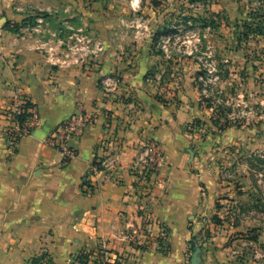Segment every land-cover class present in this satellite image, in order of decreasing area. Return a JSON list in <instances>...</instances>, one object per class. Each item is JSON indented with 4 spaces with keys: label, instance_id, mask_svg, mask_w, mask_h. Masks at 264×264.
Returning <instances> with one entry per match:
<instances>
[{
    "label": "crops",
    "instance_id": "crops-1",
    "mask_svg": "<svg viewBox=\"0 0 264 264\" xmlns=\"http://www.w3.org/2000/svg\"><path fill=\"white\" fill-rule=\"evenodd\" d=\"M75 3L0 0V264L43 256L47 264H74L82 251L95 250L104 240L122 264H187L194 223L217 213L218 201L197 170L203 155L199 159L195 152V129L189 127L205 116L197 67L182 62L177 75L173 67L164 69L152 44L160 16L151 13L152 31L140 33L130 15L115 12L106 0L85 3L95 10L88 24L101 45L94 56L75 54L58 44L62 39L27 29L26 19L36 12H72ZM123 4L118 6L131 9L129 0ZM162 6L142 3L153 10ZM22 22L24 27L10 29ZM155 71L173 74L158 83L151 78ZM115 75L121 83L106 93L103 79ZM18 95L31 100L39 122L11 149L2 136L12 125L4 111ZM76 113L93 122L71 140L76 156L66 161L48 140ZM144 139L157 142L165 157L145 199L132 171ZM107 153L110 169L92 176V165ZM133 226L141 228L136 245L125 239ZM164 236L167 253L159 241ZM201 264H211L205 252Z\"/></svg>",
    "mask_w": 264,
    "mask_h": 264
},
{
    "label": "rangeland",
    "instance_id": "rangeland-1",
    "mask_svg": "<svg viewBox=\"0 0 264 264\" xmlns=\"http://www.w3.org/2000/svg\"><path fill=\"white\" fill-rule=\"evenodd\" d=\"M74 1L72 12H36L26 19L27 29L62 39L58 44L75 54L94 56L101 45L88 24L95 10L85 3L104 0ZM106 1L115 12L130 15L140 33L152 31L151 13L160 16L152 44L164 69L173 67L177 75L182 62L197 67L194 79L205 116L189 127L195 129V152L199 159L203 155L197 170L218 201L217 213L194 223L195 248L190 245L187 264L197 247L211 264H264V0H129V10L118 6L127 0ZM144 1L163 6L144 8ZM157 72L151 78L158 83L173 74L161 72L158 81ZM26 264L47 261L43 256Z\"/></svg>",
    "mask_w": 264,
    "mask_h": 264
},
{
    "label": "built area",
    "instance_id": "built-area-1",
    "mask_svg": "<svg viewBox=\"0 0 264 264\" xmlns=\"http://www.w3.org/2000/svg\"><path fill=\"white\" fill-rule=\"evenodd\" d=\"M156 79L160 81L162 77L158 76ZM120 83V76H106L103 79L105 92L109 94L113 93ZM28 101L29 98L27 96L18 95L11 101L9 108L4 111V114L8 117L12 125L3 129L2 136L8 141L11 149H15L21 138L29 135L38 125L39 114L35 108L31 109V114L26 116L24 120L19 118L23 114L24 105ZM92 122L93 117L91 116L83 113L73 114L53 131L48 140L49 145L60 150L66 161L73 159L76 156V152L71 146V140L82 134ZM164 158L162 148L157 142L151 139H144L141 142L140 156L133 164L132 171L137 177L138 183L142 188L141 190L144 191V199L150 195L151 188L157 183L156 178L163 166ZM111 163V153L100 157L92 165L91 175H103L110 169ZM97 182H93V186L96 188L97 185L99 186V184H96ZM145 208L146 205L141 204L139 209L144 212L143 220L147 223L149 214ZM140 233L141 228L130 227L126 232L125 239L130 245H136L139 241ZM162 240V244H164L166 241L165 236ZM99 248L104 252V257L99 261V264H122L121 256L109 250L105 240L100 242Z\"/></svg>",
    "mask_w": 264,
    "mask_h": 264
},
{
    "label": "trees",
    "instance_id": "trees-1",
    "mask_svg": "<svg viewBox=\"0 0 264 264\" xmlns=\"http://www.w3.org/2000/svg\"><path fill=\"white\" fill-rule=\"evenodd\" d=\"M16 30L15 24L10 27V29ZM35 108L34 104L29 101L24 105V111L23 114L19 117L21 120H24L26 116H29L31 114V109ZM198 122V121H197ZM226 125L220 126L221 129L225 128ZM195 242H196V236L193 235L190 245L192 248H195ZM96 256V257H94ZM104 257V252L98 247L95 250H84L82 251L77 257L76 260L79 261L81 264H89L91 261H93V264H99V259H102Z\"/></svg>",
    "mask_w": 264,
    "mask_h": 264
},
{
    "label": "water",
    "instance_id": "water-1",
    "mask_svg": "<svg viewBox=\"0 0 264 264\" xmlns=\"http://www.w3.org/2000/svg\"><path fill=\"white\" fill-rule=\"evenodd\" d=\"M191 264H201V249L199 247L196 248L192 255Z\"/></svg>",
    "mask_w": 264,
    "mask_h": 264
}]
</instances>
